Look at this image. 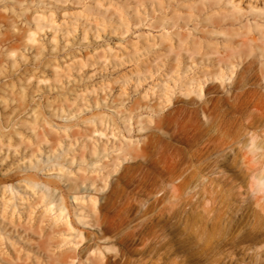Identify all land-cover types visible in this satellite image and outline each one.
Wrapping results in <instances>:
<instances>
[{"label": "rangeland", "instance_id": "1", "mask_svg": "<svg viewBox=\"0 0 264 264\" xmlns=\"http://www.w3.org/2000/svg\"><path fill=\"white\" fill-rule=\"evenodd\" d=\"M233 1L240 10L227 0H0V264H98L99 251L106 257L122 251L135 264L142 243L126 234L157 222L171 239L168 258H185L197 247L201 208L209 203L206 179L231 198H216L221 211L205 230L243 235L221 248L223 264H264V199L250 191L264 165V132L261 124L246 128L245 120L231 118L226 102L212 125L223 118L234 151L253 136L245 149L250 170L243 174L240 154L232 161L226 150L227 160L181 191L183 199L193 195L192 206L176 218L159 216L192 170V132L181 122L200 98L189 78L195 81L202 67L217 71L226 47L264 50L263 27L255 28L248 13V4L262 12L264 0ZM200 56L212 60L201 65ZM263 63L264 56L257 58L251 71L260 91ZM178 150L184 161L172 180L142 156ZM104 226L111 228L99 239ZM187 228L191 238L181 244ZM79 232L87 239L79 259H70ZM252 251L259 257L245 253Z\"/></svg>", "mask_w": 264, "mask_h": 264}, {"label": "bare ground", "instance_id": "2", "mask_svg": "<svg viewBox=\"0 0 264 264\" xmlns=\"http://www.w3.org/2000/svg\"><path fill=\"white\" fill-rule=\"evenodd\" d=\"M227 3L232 5V7H236L238 10H240L239 6L237 4H234L233 0H227ZM248 7V13L253 20L254 27L259 29L263 27V30L260 35L264 40V3L262 12L254 11L253 9L255 6L252 4H248ZM261 24L263 26H261ZM249 26L251 25L248 24V26H246L247 29ZM245 42V40H241L240 45L245 44ZM257 48L258 50L253 54V52H251L250 50L241 53L239 51H235L234 48L229 49L226 47V49L224 50V54H220L217 57V62H214L215 65L218 67L217 71H206L201 66L202 68L200 70V76L196 77L195 81H193V78H189V84H192L194 82V89H196L197 91L196 96L200 98V100L198 101V107L191 110L188 109L189 111L187 112V115L184 116V119L181 122L185 131L191 130L192 132L190 139V152L188 155V160L191 162L190 165L192 167V170L191 173L182 178L181 181L177 184L174 191H179L178 195L175 197V200L173 202L169 201L170 204L167 207L162 206L163 208L160 211L159 216L165 215L167 218H176L180 213L184 212L185 206H192V201L190 199L191 197H193V195L187 197L186 199H183L180 195L181 191L186 190L185 188L188 187V185L193 182V180H197L196 177L203 175L204 172L211 169L212 166L217 165L219 162H223V160L225 161L226 157L224 155H226V150L232 152V161H235L234 159L236 158V156L240 154L244 166L241 167L240 164L239 167H244L243 174H247V171L250 170L251 167L248 166L249 160L246 155L245 149L248 148L250 144H253V136L250 137L249 143H246L241 147L239 146L234 151L235 140H233V138L228 139L227 131L225 130L224 125H222L223 118H221V120H218L215 125H212V118H215L214 111L226 102V104L230 108L227 114H230L231 118H234L236 116L235 118H241L245 120L244 123L242 121V124H245L246 128L254 129V127H257L261 124V131L264 132V68L263 72L259 74L262 79L261 87L263 91H260L258 89L259 87H255V82H253V80L256 77V74L251 73L255 60L257 58H260L261 60V56H264V50H261V47ZM197 60H199V63H201L202 65L206 62H211L212 59L200 56ZM201 80L203 81V83L201 82ZM227 80L228 82H226ZM191 87L193 89V85H191ZM211 89H218L223 95L218 97L208 96V93ZM224 113H221L223 117L226 115H223ZM199 115H202L203 118H205L204 124L199 121ZM201 138H204V144L202 147H199L197 145V142ZM215 153H217V155H215L216 157H208L211 154ZM175 155L176 156L171 155V157L168 156V154L161 155L159 153H155L154 157H152L153 154L150 152H145V154H142V156L146 158L147 162L149 164H152L151 166L160 165V167L162 168L160 174H164L168 180H172L181 174V167L183 165L184 160L179 150L176 152ZM239 162L241 161L239 160ZM262 163H264V155L261 161V164ZM184 174L185 173H183V175ZM156 176L158 175L156 174ZM252 178L253 181L250 185L251 194L256 196V200H259L260 198L264 199V165L261 169V172L253 174ZM207 182L208 179H206V182L203 184V193L208 197L209 203H205V205L201 208L202 217L200 218L201 221L199 222L201 226H199V234L196 235L197 247L194 250L189 249L188 251H186L187 255L184 257L198 259V264H223L224 256L223 254L221 255V248L226 244L232 245L233 242H241V240L243 239V235H240L239 233L233 231H215L213 229L208 231L205 230L204 225L208 222L214 224L216 218L215 213L221 211L220 207L215 206V201L217 200L216 198H219L221 203H224L225 201H228V199L231 198L228 197L230 196V193H228V195L226 193V195L224 194L228 199H226L225 197H220L223 189L216 190L214 186H212L210 181L208 183ZM226 190L230 192L232 190V186L230 185ZM259 193H261L260 196H258ZM157 200L158 199H155L153 203L150 204V208L154 207V204L158 202ZM245 206L247 205H244V207ZM227 208H225V210ZM68 223L69 220L67 219H65L63 222L64 226H66L67 228L69 226ZM155 227L159 228L154 229ZM109 228L105 226L101 227L98 232V238L102 239L106 235V233H108V230H110ZM184 234V238L180 240L181 244L188 243L191 238L192 229H185ZM135 235L139 236L140 242L142 243V247L140 250L142 256L141 259L135 264H185V258H168V255L172 252V245L170 237L168 236V234L165 233L164 225L159 226L157 222V224L152 225L144 233L132 230L127 233L125 237L133 238ZM77 238L79 240L76 241L75 245H78L68 247V249L73 250V254L69 256L70 259H79L78 253L79 251L83 250L82 246L85 244L82 243V240L84 239V241H86L87 239V237L84 236L83 232H79L77 234ZM120 241H123V239H120ZM245 253L247 256L259 257L260 255L257 251ZM94 259L99 262L98 264H128L125 260L124 253L122 251L113 254L111 257L103 256V254L99 251L94 256Z\"/></svg>", "mask_w": 264, "mask_h": 264}]
</instances>
